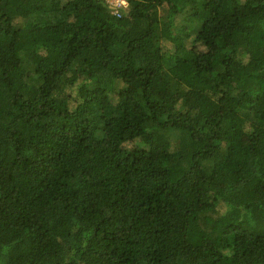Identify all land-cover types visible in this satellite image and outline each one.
<instances>
[{
  "label": "trees",
  "instance_id": "16d2710c",
  "mask_svg": "<svg viewBox=\"0 0 264 264\" xmlns=\"http://www.w3.org/2000/svg\"><path fill=\"white\" fill-rule=\"evenodd\" d=\"M126 3L0 0V264H264V0Z\"/></svg>",
  "mask_w": 264,
  "mask_h": 264
},
{
  "label": "built area",
  "instance_id": "2783aa9c",
  "mask_svg": "<svg viewBox=\"0 0 264 264\" xmlns=\"http://www.w3.org/2000/svg\"><path fill=\"white\" fill-rule=\"evenodd\" d=\"M113 8V14L120 16V9H125L127 7L126 0H111L110 3L108 0H105Z\"/></svg>",
  "mask_w": 264,
  "mask_h": 264
},
{
  "label": "rangeland",
  "instance_id": "374dc122",
  "mask_svg": "<svg viewBox=\"0 0 264 264\" xmlns=\"http://www.w3.org/2000/svg\"><path fill=\"white\" fill-rule=\"evenodd\" d=\"M109 2L111 1V0H108ZM110 3H112V1L110 2ZM158 14L160 15V16H162V12L160 11V10H158Z\"/></svg>",
  "mask_w": 264,
  "mask_h": 264
}]
</instances>
